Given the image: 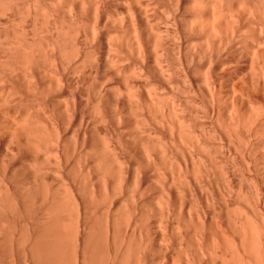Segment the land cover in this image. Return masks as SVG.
I'll return each instance as SVG.
<instances>
[{"label": "bare ground", "instance_id": "bare-ground-1", "mask_svg": "<svg viewBox=\"0 0 264 264\" xmlns=\"http://www.w3.org/2000/svg\"><path fill=\"white\" fill-rule=\"evenodd\" d=\"M5 13L0 264H264V0Z\"/></svg>", "mask_w": 264, "mask_h": 264}, {"label": "rangeland", "instance_id": "rangeland-1", "mask_svg": "<svg viewBox=\"0 0 264 264\" xmlns=\"http://www.w3.org/2000/svg\"><path fill=\"white\" fill-rule=\"evenodd\" d=\"M9 14H10V13L0 14V16H1V17H0V25H2V23H3V25H5V24L7 25L8 22H7L6 19H8ZM13 14H14V15H12V16H11V14H10V16H11L12 18L15 17V20H17V21H15V22H18V19H17V18H18L17 13H13ZM57 14H58V13H57ZM59 14H60V13H59ZM59 14H58V16H60L62 13H61L60 15H59ZM63 14H64V13H63ZM85 14H86V13H85ZM85 14L83 13L82 15L86 16ZM15 15H16L17 17H16ZM87 15H88V13H87ZM62 16L66 17L65 14L62 15ZM6 17H7V18H6ZM60 18H63V17H60ZM58 19H59V17H58ZM64 19H65V18H63V20H64ZM66 19H67V18H66ZM66 19H65V23L67 22ZM60 20H61V22H63L62 19H60ZM3 21H4V22L6 21V22L4 23ZM63 23H64V22H63ZM65 23H64V24H65ZM65 25H67V24H65ZM0 40H1V39H0ZM124 60H128L129 62H128V61L126 62V61H124ZM123 61H124V62H122V63H124V64H128V63H130L131 59H129V58H127V57L125 56V58L123 59ZM160 90H161V89H160ZM163 90H165V88H163ZM145 112H146V111H145ZM149 115H152V114H149Z\"/></svg>", "mask_w": 264, "mask_h": 264}]
</instances>
